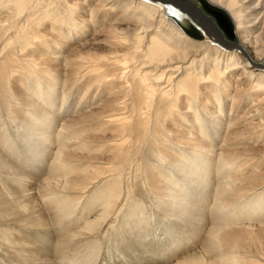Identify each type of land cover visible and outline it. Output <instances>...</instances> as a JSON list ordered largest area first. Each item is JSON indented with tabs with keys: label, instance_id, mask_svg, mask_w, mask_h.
<instances>
[{
	"label": "bare ground",
	"instance_id": "bare-ground-1",
	"mask_svg": "<svg viewBox=\"0 0 264 264\" xmlns=\"http://www.w3.org/2000/svg\"><path fill=\"white\" fill-rule=\"evenodd\" d=\"M177 1L0 0V264H264V0Z\"/></svg>",
	"mask_w": 264,
	"mask_h": 264
},
{
	"label": "rangeland",
	"instance_id": "rangeland-1",
	"mask_svg": "<svg viewBox=\"0 0 264 264\" xmlns=\"http://www.w3.org/2000/svg\"><path fill=\"white\" fill-rule=\"evenodd\" d=\"M153 1V0H152ZM158 1V3L161 1V0H157ZM190 1H192V2H194V3H196L198 6H199V9L202 11V12H204V13H206V14H208L211 18H213V16L214 15H210L207 11H216L217 13H218V15H217V18H214L213 19V21H214V23H216V25H218V27H219V29H221V31H222V34L224 33V27L226 28V30H230V33L225 37L224 36V34H223V36L225 37V39H227L228 41H233L234 42V40H235V38H234V35H233V31H234V26H233V24L231 23V19H230V17H229V15H228V13L226 12V11H224L223 9H221V8H218L217 6H212V5H210V3H208L207 2V0H190ZM162 3V2H161ZM203 7H204V9H203ZM210 7V8H209ZM181 12V11H180ZM166 13H167V15H170L171 16V13H169V11L168 10H166ZM181 14H184V12H181ZM185 16H183V20H181V18H178L177 16L175 17V19L176 20H179L180 21V25L183 27V28H185V29H188L189 27H191V31L192 32H195L194 34H192L193 36H191V37H193V38H196L198 41H201V42H203V41H206L205 39H208V38H206L205 36H204V34H203V32H202V30H201V28L187 15L186 16V14H184ZM215 17V16H214ZM178 22V21H177ZM189 26V27H188ZM224 26V27H223ZM193 29V30H192ZM212 36H215V35H213L212 34ZM211 43H216L218 46H220V47H222V48H226V47H223L222 45H220V44H218L216 41H214L213 39H212V42ZM72 47H70V48H67V50L66 51H69L70 49H71ZM226 49H228V48H226ZM74 97V96H73ZM73 97L70 99H68L67 100V102H66V105H69V103H70V101H72V99H73ZM101 99L103 98V97H100ZM70 100V101H69ZM247 107V106H246ZM246 107H245V105L243 106V105H241L240 106V109H238V116L242 113V111L243 110H246ZM177 118H179V116L177 117ZM241 125H243V123L242 122H239ZM263 141H264V139H262L260 142H258V144L257 145H259V144H262L263 143ZM186 150V149H185ZM262 168H264V167H262ZM178 254H180V252H178L177 254H175L174 255V257H173V260L172 261H175L176 260V258L178 257ZM100 258H99V260L97 261V263L96 264H112L111 262L109 263L107 260H106V256L105 255H103V256H99ZM104 259H103V258ZM102 262V263H101Z\"/></svg>",
	"mask_w": 264,
	"mask_h": 264
},
{
	"label": "water",
	"instance_id": "water-1",
	"mask_svg": "<svg viewBox=\"0 0 264 264\" xmlns=\"http://www.w3.org/2000/svg\"><path fill=\"white\" fill-rule=\"evenodd\" d=\"M174 2H178L177 0H173ZM183 3H187V4H192L191 3V1L190 0H187V1H184ZM218 31L220 30V29H217ZM219 33H220V31H219ZM221 35V34H220ZM220 39H221V44L222 45H225V46H230V45H232L233 43L231 42V41H228L227 39H225L223 36H221L220 37Z\"/></svg>",
	"mask_w": 264,
	"mask_h": 264
},
{
	"label": "flooded vegetation",
	"instance_id": "flooded-vegetation-1",
	"mask_svg": "<svg viewBox=\"0 0 264 264\" xmlns=\"http://www.w3.org/2000/svg\"><path fill=\"white\" fill-rule=\"evenodd\" d=\"M207 12H208L211 16L214 15L215 17L213 16V18H217L218 13H217L216 11H211V10H210V11H207ZM223 27H224V26H223ZM224 30H225V31H224L223 34L227 36V35L230 33V30H226L225 27H224Z\"/></svg>",
	"mask_w": 264,
	"mask_h": 264
}]
</instances>
